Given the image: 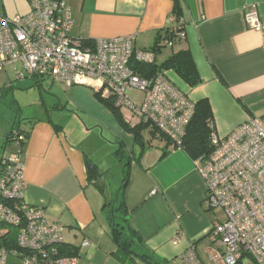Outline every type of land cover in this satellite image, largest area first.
Here are the masks:
<instances>
[{
  "label": "crops",
  "instance_id": "obj_1",
  "mask_svg": "<svg viewBox=\"0 0 264 264\" xmlns=\"http://www.w3.org/2000/svg\"><path fill=\"white\" fill-rule=\"evenodd\" d=\"M66 1L73 9L76 36L98 40L134 35L138 49L153 48L158 37L164 38L166 29L177 27L171 18L178 3L186 38L177 41L162 62L173 52L188 48L202 82L191 87L173 70L165 71L166 77L193 103L208 99L220 137L250 117L264 115V30L250 28L245 18L255 5L264 23V0ZM25 2L27 10L22 14L30 10ZM159 52L163 54L162 48ZM15 74L13 66L0 71L1 93L14 86ZM34 81L43 84L42 80ZM67 90L78 91L74 86ZM139 93L134 90L132 96L141 104L144 97L141 99ZM116 115L129 128L140 124L128 110H119ZM19 123L30 130L21 152L26 201L44 208L49 221L64 226L65 243L77 251L78 264H127L117 257L118 246L110 233L105 205L114 198L108 197L106 172L86 148L71 139L70 135L76 140V134H69L63 123L38 117H9L0 124V162L4 154L17 151L10 142V132ZM144 131L149 133L147 139ZM78 132H85L82 126ZM143 132V147L135 143L139 152H131L123 170L129 175L123 193L129 222L141 236L135 239L134 251L150 256L153 262L186 264L182 255L193 246L205 264H212L206 248L214 213L203 203L205 180L182 148L168 146L149 129ZM92 168L96 169L93 177ZM85 240L91 242L89 247L82 245ZM244 259L240 264H245ZM134 262L149 264L139 257ZM7 264L22 262L9 256Z\"/></svg>",
  "mask_w": 264,
  "mask_h": 264
},
{
  "label": "built area",
  "instance_id": "obj_2",
  "mask_svg": "<svg viewBox=\"0 0 264 264\" xmlns=\"http://www.w3.org/2000/svg\"><path fill=\"white\" fill-rule=\"evenodd\" d=\"M26 14L10 17L0 7V71L15 69L16 80L49 78L65 89L88 86L119 110L130 111L139 122L156 127L172 142H180L195 103L157 72L144 77L132 61L156 62L157 53L138 49L136 37L91 40L73 33L74 14L66 0H27ZM250 28L263 31L256 6L246 13ZM172 21L183 25L176 15ZM186 38L184 30L160 41L157 48L173 47ZM144 94L141 104L132 91ZM211 127L214 126L211 124ZM25 128L13 129L17 151L3 155L0 166V225L18 228L17 245L0 248V264L9 256L22 264H78V256H64L59 245L65 242L64 226L47 219L44 208L25 199L21 152ZM215 147L207 159L195 161L206 182L204 206L219 209L224 219L214 218L207 235L206 252L212 264H239L244 257L264 263V115L252 116L229 135L220 137L212 129ZM7 228H1L5 234ZM89 247L91 242L82 244ZM186 264H205L191 246L182 255Z\"/></svg>",
  "mask_w": 264,
  "mask_h": 264
},
{
  "label": "rangeland",
  "instance_id": "obj_3",
  "mask_svg": "<svg viewBox=\"0 0 264 264\" xmlns=\"http://www.w3.org/2000/svg\"><path fill=\"white\" fill-rule=\"evenodd\" d=\"M25 1L0 0V7L8 16L15 17L27 10ZM162 50L163 54L157 52V63L162 62L168 52H172V47H163ZM15 81L13 89L0 93V124L6 122L9 117L23 120L38 117L60 121L67 127L69 134H76V140L70 135L71 139L86 148L100 170L106 172L108 197L114 198L122 184L127 156H130L132 151L139 152L135 144L136 136L129 126L116 118V113L108 109L107 105L106 107L102 105L104 102L95 95L91 87L74 85L78 91L73 93L49 78L42 80V86L30 79L25 80L27 83ZM139 95L141 99L144 97L142 92ZM59 102L61 106L58 105ZM81 126L85 131L82 134L78 132ZM12 131L13 128L10 134ZM143 135L146 139L149 137L147 131H144ZM121 143L126 156L115 154L120 149ZM213 213L214 218L224 219L221 210L215 209ZM247 259L248 257H245V264H259L253 259Z\"/></svg>",
  "mask_w": 264,
  "mask_h": 264
},
{
  "label": "trees",
  "instance_id": "obj_4",
  "mask_svg": "<svg viewBox=\"0 0 264 264\" xmlns=\"http://www.w3.org/2000/svg\"><path fill=\"white\" fill-rule=\"evenodd\" d=\"M175 15L178 19H182L178 3L176 5ZM180 30H184V24L177 25V27L172 30L166 29L164 38L158 37L155 46L151 48V50L156 53L159 52L161 48L157 47L159 46L160 41L166 38H172L174 34ZM132 64L136 72L144 77H151L157 72L165 73V71L167 70H173L191 87H195L202 82L196 64L193 60L192 53L188 48L173 52L160 64L156 62L152 64H144L135 61H132ZM13 88L14 86H11L7 90ZM95 94L101 101L105 102L116 114H119V109L114 106V103L112 101H105L100 97L98 92H95ZM211 124L214 126L213 128L211 127ZM19 126H21L20 123L16 124L14 128ZM145 129H149L150 133L153 136H157L164 140L168 146H172L174 148H182L194 161L199 159L205 160L209 158L215 149L211 141L212 129L215 130L214 117L211 104L208 99H201L195 103L193 116L189 120L188 124H186L184 134L180 137V142H172L169 136H167L165 133L160 132L156 127L149 126L146 123L140 122L138 126L130 128V130L134 132L136 136V143H138L141 147H143L141 135L143 130ZM29 131L30 130H28L27 128H25L24 130L26 139L29 136ZM12 141L13 139L10 137V142L13 143ZM115 154L126 155L125 150L123 149V145ZM127 160L130 161L131 157L127 156ZM95 173L96 169L92 168L91 176L93 177ZM128 178V170L126 169L123 176V183L119 190V195L117 194L114 199L108 201L105 205V207L108 209L107 217L111 229V237L118 246L117 257L127 264H137L134 262L137 257L149 264H169L166 262H153L150 256H140L136 254L133 249L135 239H141V236L129 222V210L123 198V193L125 187L127 186ZM3 227H6L7 231L5 234H0V248L12 249L17 245L18 228L5 225ZM1 228L2 227H0V229ZM59 250L64 256H78L77 251L71 248L65 242L59 245Z\"/></svg>",
  "mask_w": 264,
  "mask_h": 264
}]
</instances>
